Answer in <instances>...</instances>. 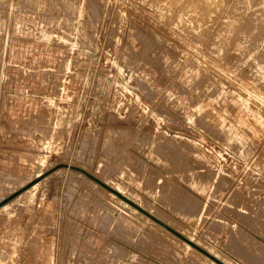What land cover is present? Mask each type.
<instances>
[{"label":"rangeland","instance_id":"rangeland-1","mask_svg":"<svg viewBox=\"0 0 264 264\" xmlns=\"http://www.w3.org/2000/svg\"><path fill=\"white\" fill-rule=\"evenodd\" d=\"M179 146L230 201L264 203V0H0V264H219L103 183L223 263L264 264L114 171Z\"/></svg>","mask_w":264,"mask_h":264},{"label":"crops","instance_id":"crops-1","mask_svg":"<svg viewBox=\"0 0 264 264\" xmlns=\"http://www.w3.org/2000/svg\"><path fill=\"white\" fill-rule=\"evenodd\" d=\"M182 147L170 152L158 147L142 153L138 148H132L122 159L120 155L114 157V171L126 178L158 210L179 221L190 232L198 233V237H203L214 249L218 247L221 253L233 259L264 261V229L258 222L264 223V203H259V199L255 203L244 194V189L230 201V190L220 194L219 183L213 187L214 181L209 175L197 166H190L192 162L200 164L198 162L204 159L199 156L189 158L188 149ZM146 168H149L148 172L142 170ZM263 196L262 190L255 194L257 198ZM227 198L229 203H226ZM239 229H245L257 241L243 239Z\"/></svg>","mask_w":264,"mask_h":264},{"label":"water","instance_id":"water-1","mask_svg":"<svg viewBox=\"0 0 264 264\" xmlns=\"http://www.w3.org/2000/svg\"><path fill=\"white\" fill-rule=\"evenodd\" d=\"M88 174V173H87ZM97 179V178H96ZM98 180V179H97ZM100 182V181H99ZM102 183V182H101ZM105 187H107L108 189L112 190L113 192H115L118 196H120L122 199L126 200L129 204H131L132 206H134L135 208H137L138 210H140L141 212H143L145 215L149 216L151 219H153L154 221H156L157 223H159L160 225L164 226L166 229L170 230L172 233H174L175 235L179 236L180 238H182L184 241L188 242L190 245H192L193 247H195L196 249H198L199 251H201L202 253H204L205 255H207L208 257H210L211 259L215 260L216 262H218L219 264H225L222 261H220L219 259H217L216 257H214L212 254H210L208 251H206L205 249L199 247L198 245H196L194 242H192L189 239H186L185 237H183L182 235H180L178 232H176L175 230H173L172 228H170L168 225H166L165 223H163L161 220H159L158 218H156L155 216H153L152 214H150L148 211L144 210L142 207H140L138 204H136L134 201H132L131 199H129L128 197L122 195L121 193L117 192L115 189H113L112 187L108 186L107 184L103 183Z\"/></svg>","mask_w":264,"mask_h":264},{"label":"bare ground","instance_id":"bare-ground-1","mask_svg":"<svg viewBox=\"0 0 264 264\" xmlns=\"http://www.w3.org/2000/svg\"><path fill=\"white\" fill-rule=\"evenodd\" d=\"M221 9V8H220ZM190 10H192V9H190ZM199 15V14H198ZM190 16V15H189ZM208 16V15H207ZM144 59V58H143ZM147 59V58H146ZM146 61V60H145ZM211 113V112H210ZM210 115H212V114H210ZM209 115V116H210ZM212 118H213V116H212ZM221 123V122H220ZM221 125V124H220ZM258 143V142H257ZM64 169V168H63ZM62 169V170H63ZM58 172V171H57ZM77 174H80V172H77ZM51 175V174H50ZM47 176H49V175H47ZM85 177V176H84ZM88 179V178H87ZM94 183V182H93ZM95 184V183H94ZM97 184V183H96ZM106 184H108V183H106ZM37 185V184H36ZM36 185H34V186H32L31 188H29L28 190H25V192L24 193H22L20 196H17V198H15L14 200H12V201H19L23 196H24V194L26 193V191L28 192V191H30V189H32V188H34ZM98 185V184H97ZM25 186V185H24ZM24 186H22V187H24ZM98 186H100V185H98ZM21 187V188H22ZM106 190V189H105ZM110 193V192H109ZM116 196V195H115ZM118 198V197H117ZM11 201V202H12ZM121 201H123V200H121ZM11 202H9L8 204H6V205H4L3 207H1V209L2 210H6L8 207H10V205L12 204ZM126 203V202H125ZM128 204V203H127ZM12 207V206H11ZM10 207V208H11ZM131 207V206H130ZM144 207V206H143ZM8 210V209H7ZM138 211V210H137ZM139 212V211H138ZM152 213V212H151ZM139 214H141V213H139ZM142 215V214H141ZM144 215V214H143ZM145 216V215H144ZM157 217V216H156ZM160 219V218H159ZM150 220V219H149ZM151 221V220H150ZM163 221V220H162ZM154 221H152V223H153ZM164 222V221H163ZM165 223H167V222H165ZM158 225V224H157ZM155 226H156V224H155ZM170 226V225H169ZM159 227V226H158ZM164 229V228H163ZM176 229V228H175ZM177 230V229H176ZM164 231V230H163ZM167 234H170V232L168 233L167 232ZM185 235V234H184ZM172 236H173V234H172ZM177 238V237H176ZM175 238V239H176ZM178 240V239H177ZM192 241H194V240H192ZM196 241V240H195ZM183 243V242H182ZM202 247V246H201ZM187 248H189L190 250H191V248L188 246ZM207 248V247H206ZM205 249V248H204ZM207 250V249H206ZM192 251V250H191ZM193 251H195V250H193ZM213 252H215V251H213ZM196 253V252H195ZM198 253V252H197ZM200 253V252H199ZM202 254V253H201ZM213 254V253H212ZM219 255V254H218ZM205 256V255H204ZM220 257H221V255H219ZM207 257V256H206ZM192 258V257H191ZM203 258H205V257H203ZM218 258V257H217ZM222 258V257H221ZM206 259V258H205ZM209 259V258H208ZM211 262V261H210ZM211 264H215L214 263V261L213 262H211ZM217 264V263H216Z\"/></svg>","mask_w":264,"mask_h":264},{"label":"built area","instance_id":"built-area-1","mask_svg":"<svg viewBox=\"0 0 264 264\" xmlns=\"http://www.w3.org/2000/svg\"><path fill=\"white\" fill-rule=\"evenodd\" d=\"M251 188H252V187H251ZM251 188H250V189H251ZM251 190H253V189H251Z\"/></svg>","mask_w":264,"mask_h":264}]
</instances>
